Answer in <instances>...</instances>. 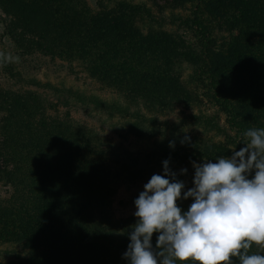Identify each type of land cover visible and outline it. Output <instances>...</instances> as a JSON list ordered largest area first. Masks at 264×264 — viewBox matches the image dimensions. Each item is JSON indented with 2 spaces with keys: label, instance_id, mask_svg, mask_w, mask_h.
<instances>
[{
  "label": "rangeland",
  "instance_id": "obj_1",
  "mask_svg": "<svg viewBox=\"0 0 264 264\" xmlns=\"http://www.w3.org/2000/svg\"><path fill=\"white\" fill-rule=\"evenodd\" d=\"M210 60L215 77L204 75ZM157 67L172 81L149 76ZM129 73L134 100L111 83ZM0 94V264H71L63 249L79 235L88 254L79 247L81 264H97L101 251L127 264L134 200L163 175L165 159L192 187V161L216 162L245 146L237 120L264 128V0H0ZM96 97L137 113L111 116ZM171 136L190 141L173 148L156 139ZM195 141L205 153L188 147ZM8 176L36 191L13 197ZM60 201L76 204L77 235L59 219ZM91 216L111 219L114 242ZM257 252L264 248L253 244Z\"/></svg>",
  "mask_w": 264,
  "mask_h": 264
},
{
  "label": "clouds",
  "instance_id": "obj_2",
  "mask_svg": "<svg viewBox=\"0 0 264 264\" xmlns=\"http://www.w3.org/2000/svg\"><path fill=\"white\" fill-rule=\"evenodd\" d=\"M239 141L245 146L230 157L192 161V187L170 160L162 162L163 175L153 174L134 200L138 219L123 253L127 264H235L233 257L264 264V253H250L253 244L264 248V128H249ZM189 198L187 210L178 205Z\"/></svg>",
  "mask_w": 264,
  "mask_h": 264
},
{
  "label": "trees",
  "instance_id": "obj_3",
  "mask_svg": "<svg viewBox=\"0 0 264 264\" xmlns=\"http://www.w3.org/2000/svg\"><path fill=\"white\" fill-rule=\"evenodd\" d=\"M154 62H157L156 60H154ZM204 63H206V66L204 67V68H206L207 69V73L206 74H204V75H207V76H214V73H215V69L213 68V66H211L212 64H213V62H212V60H210V61H208V62H204ZM209 65V66H208ZM154 72V71H153ZM155 72H157V73H155ZM154 73H148L149 74V76L152 74V76H153V78L154 79H159V80H161L162 81V83L164 82V81H167V82H170V81H172V79L171 78H173V77H171L170 75H166V73L167 72H161L160 71V69L157 67V71H155ZM203 73V72H202ZM117 77V76H116ZM119 77H120V81H121V83H119L117 80H115L114 78H112V82L111 83H113V86H115L116 88H119L120 90H122V91H125V93H127V92H131L128 96L131 98V99H136V97L138 96L137 95V90H139L137 87H136V85L134 86H132V88H131V84H132V79L130 78V73H129V76L127 77V79L126 80H124L125 82H126V84H124L123 83V77L121 76V75H119ZM149 78L148 77V75L147 76H145L144 78ZM215 77V76H214ZM153 79V80H154ZM158 81V80H157ZM148 93L149 92H146V93H144L143 94V96H141L144 100H149L148 99ZM7 95H10L11 93L10 92H7L6 93ZM0 96H2V94H0ZM159 96H157V98H158ZM94 101H96V105H95V107H97V108H99V109H102V110H107L108 111V113L111 115V116H114L115 114H117V111L119 110V111H121V117H133V116H135L136 115V111H137V109H138V107L136 106V108H135V110L134 111H132V107L130 106V108H129V110H128V112H126V107L125 106H123V107H118L119 105V102H114L113 104H112V102L109 100V101H107L106 102V100H103V99H101V98H99V97H96L95 99H94ZM165 101V99L164 100H160V102H164ZM10 104V103H9ZM2 105H4V101H2ZM11 105H13V104H11ZM118 107H116V106ZM162 105V104H161ZM30 107H24V109H29ZM128 108V107H127ZM236 113V112H235ZM237 114V113H236ZM236 117V116H235ZM238 117V116H237ZM237 117H236V120H237ZM128 118V119H129ZM44 121V120H43ZM38 127H39V129H46V124H44V122H41L40 123V125H38ZM175 127H177V126H175ZM236 127L238 128V129H240L241 131H242V133H244L246 130H248V127H246V124L244 125V123L239 119V120H237V124H236ZM134 126H133V128H132V131H134ZM176 130H178V128H176V129H174L172 132H175ZM143 131H145V130H143ZM142 131V134H144V132ZM141 133V132H140ZM177 133V132H176ZM170 139H168V138H165V137H161V138H156V139H160L159 140V142L158 143H162V141H163V143L164 144H166V143H169L170 141H175V144H176V146L177 145H182V143H181V141H185V138H175V137H169ZM173 139H175V140H173ZM158 140H156V142H157ZM155 142V143H156ZM187 141H185L184 143H186ZM157 143V145H158V149L159 148H161V146L162 145H160V144H158ZM192 144H188V147H189V145H192L191 147L192 148H194V149H196V150H198V149H200L199 150V152H201V153H205L206 151H205V149L206 148H199L202 144H200L198 141H195V143H193V142H191ZM200 145V146H199ZM154 146V145H153ZM170 146V145H169ZM160 151V150H159ZM155 152V151H154ZM198 152V153H199ZM168 153V152H167ZM167 153H164V154H167ZM168 157V156H167ZM17 161V160H16ZM11 162H12V160H9L8 159V165L9 164H11ZM155 164V163H154ZM154 164L153 163H149V164H144V165H146V166H151V169H153V166H154ZM7 165V166H8ZM7 166L5 167V169L7 168ZM2 168H4V166H1ZM5 169H3V173H4V171H5V174H6V172H7V170H5ZM123 176H124V174L121 172V173H119L116 177H118L117 179H121V178H123ZM23 179V178H22ZM8 180H10V181H13L15 184H14V190H13V197L14 196H18V195H20V193H21V191H22V195H20V196H22L23 197V199L25 198V199H27V197H29L30 196V194L31 193H33L34 194V192L36 191V189H35V184H33V183H29V181H21V179L19 180V184H17V182L14 180V178L12 177V176H8ZM20 196H19V199H20ZM16 198V197H15ZM24 199V200H25ZM26 201V200H25ZM27 202H30V201H27ZM59 206H61V207H65L66 208V210H64V212H62V216H61V218H59V219H61V220H63V221H69V220H71V223H70V230H72V235H77L79 232H77L79 229H80V231H82L81 229H83L84 227H82L83 225L81 224V221L79 220V218H77L76 217V211H74V210H76V209H73V207H75L76 206V204L75 203H69L68 204V202H65V203H63V201H60V202H58L57 203ZM31 204L29 203V205H27V207L28 206H30ZM136 218V219H135ZM131 219V218H130ZM133 219H135L136 221H137V217H133L132 218V220ZM60 220V221H61ZM89 223L91 222V223H95V224H97V226L99 227V228H102L103 230H105L106 232H110V233H108L109 235L111 234V236H112V242H114L115 241V239H114V237H115V235H114V228H113V223H111V219H109L108 217H104V218H98V217H94V216H91L89 219ZM128 221H129V219H128ZM75 222H77V224H78V227H80V228H76L75 226H74V223ZM100 222V223H99ZM83 224H84V220H83V222H82ZM86 223V222H85ZM60 224V223H59ZM65 226V225H64ZM116 227H121V226H119V225H117L116 224V226H115V228ZM58 230V232L60 233L61 231H59V229H57ZM61 230H63V228L61 229ZM66 231H67V229H66ZM64 239H65V236H66V234H60ZM91 239V238H90ZM77 241H75L74 240V242H73V247H72V250H70L71 248H69V246H66L63 250H67L68 252H66V255L67 256H69V255H71V253L74 255V260L71 262V264H74V263H76V264H81V262H80V257H83V255H82V253H84V254H86V256H88V254H87V250H85V248H83L82 246H84V238H82V236H78V239H76ZM89 242H92V240H88ZM109 240H105V242L106 243H109L108 242ZM111 243V242H110ZM86 245H88V242H86ZM79 247L81 248V251H80V257H79ZM70 250V251H69ZM73 251V252H72ZM41 256H44L43 254H41L40 255V257ZM97 257L98 258H95L94 260H95V262L97 263V264H105V263H107L108 262V258L106 257V256H103V252L101 251L100 252V254L99 255H97ZM85 260L86 261H90L91 259H89L88 257H86L85 258ZM75 261V262H74ZM70 263V262H69ZM69 263H67L66 262V260L64 259V258H61V260L57 263V264H69ZM92 263V262H91ZM112 263V261H110V262H108L107 264H111Z\"/></svg>",
  "mask_w": 264,
  "mask_h": 264
}]
</instances>
